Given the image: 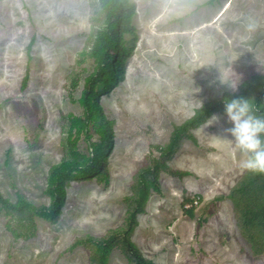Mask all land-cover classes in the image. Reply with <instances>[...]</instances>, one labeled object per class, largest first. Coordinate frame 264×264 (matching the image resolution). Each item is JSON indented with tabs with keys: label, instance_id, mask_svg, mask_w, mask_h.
<instances>
[{
	"label": "rangeland",
	"instance_id": "374dc122",
	"mask_svg": "<svg viewBox=\"0 0 264 264\" xmlns=\"http://www.w3.org/2000/svg\"><path fill=\"white\" fill-rule=\"evenodd\" d=\"M128 2L135 32L124 38L136 39L124 78L100 99L113 131L102 172L67 184L56 222L0 207V264H98L96 246L77 242L127 230L135 209L129 239L151 264H264V215L251 222L264 175L224 139V112L187 125L210 102L262 93L264 0ZM102 15L99 0H0V191L13 203L49 206L50 168L101 147L92 126L75 134L84 87L72 102L67 84ZM123 239L107 264H136Z\"/></svg>",
	"mask_w": 264,
	"mask_h": 264
},
{
	"label": "trees",
	"instance_id": "16d2710c",
	"mask_svg": "<svg viewBox=\"0 0 264 264\" xmlns=\"http://www.w3.org/2000/svg\"><path fill=\"white\" fill-rule=\"evenodd\" d=\"M99 2L102 5L103 15L95 17L89 45L77 54V67L69 76L67 90L68 98L72 102H76L74 94L83 83L84 88L78 103L84 110L85 119L73 117L71 125L73 130H76L75 134L77 136L82 133L88 134L89 128L92 126L100 137L101 147L95 145L92 147V157H84L83 159L65 158L61 163L50 168L46 188V194L51 201L49 206L38 207L24 199H19L16 203H13L6 199L0 191V207L8 214H23L27 215L30 220L37 217L47 222H56L61 216L67 201V184L71 181L92 179L99 175L104 166L103 154L105 153V147L109 151L113 149L111 123L106 119L100 99L103 93L114 89L119 81L124 78L123 64L126 59L132 56L136 38L134 37L131 40L132 46H129L124 38V35L134 34L135 32L130 27L133 8L128 0H99ZM30 46H32V43ZM87 59L93 64V70L90 74L84 66ZM29 74L30 69H27L23 87L28 83ZM260 84L263 86L262 93L257 94L253 99L258 112L264 113V77L261 78ZM250 94V91H246L238 96L249 98L251 97ZM225 98L204 105L187 122V125H199L219 111L225 113ZM73 130L69 131L67 137L70 145L74 142L72 140L74 137ZM262 174L264 175V173ZM137 214V209L130 214L127 230L113 233L103 240L83 239L77 244L91 243L95 245L99 252L98 264H107L112 243L119 235H122L124 245L134 257L136 264H151L129 239V233L136 224ZM252 214L251 222L264 215V204L252 210Z\"/></svg>",
	"mask_w": 264,
	"mask_h": 264
},
{
	"label": "clouds",
	"instance_id": "9594fccd",
	"mask_svg": "<svg viewBox=\"0 0 264 264\" xmlns=\"http://www.w3.org/2000/svg\"><path fill=\"white\" fill-rule=\"evenodd\" d=\"M224 111L231 122V127L225 130L231 138L224 139L234 143L245 154L242 167L251 172L264 173V114L258 112L254 99L246 96L225 98ZM219 119L218 115H213L208 125Z\"/></svg>",
	"mask_w": 264,
	"mask_h": 264
},
{
	"label": "built area",
	"instance_id": "2783aa9c",
	"mask_svg": "<svg viewBox=\"0 0 264 264\" xmlns=\"http://www.w3.org/2000/svg\"><path fill=\"white\" fill-rule=\"evenodd\" d=\"M199 203V199L197 201H195V204H198Z\"/></svg>",
	"mask_w": 264,
	"mask_h": 264
}]
</instances>
